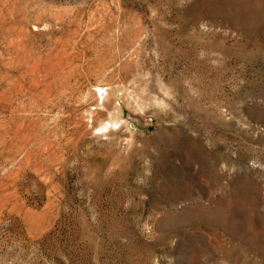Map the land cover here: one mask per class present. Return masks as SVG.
I'll return each mask as SVG.
<instances>
[{
	"label": "rangeland",
	"instance_id": "1",
	"mask_svg": "<svg viewBox=\"0 0 264 264\" xmlns=\"http://www.w3.org/2000/svg\"><path fill=\"white\" fill-rule=\"evenodd\" d=\"M0 264H264V0H0Z\"/></svg>",
	"mask_w": 264,
	"mask_h": 264
}]
</instances>
